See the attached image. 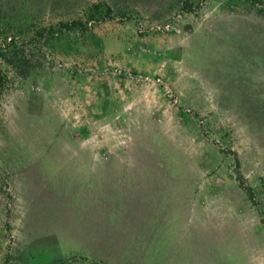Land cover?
Masks as SVG:
<instances>
[{
	"label": "rangeland",
	"instance_id": "rangeland-1",
	"mask_svg": "<svg viewBox=\"0 0 264 264\" xmlns=\"http://www.w3.org/2000/svg\"><path fill=\"white\" fill-rule=\"evenodd\" d=\"M264 264V0H0V264Z\"/></svg>",
	"mask_w": 264,
	"mask_h": 264
},
{
	"label": "trees",
	"instance_id": "trees-1",
	"mask_svg": "<svg viewBox=\"0 0 264 264\" xmlns=\"http://www.w3.org/2000/svg\"><path fill=\"white\" fill-rule=\"evenodd\" d=\"M73 262H75V258L74 259H68V260H58L57 262L53 263V264H72Z\"/></svg>",
	"mask_w": 264,
	"mask_h": 264
},
{
	"label": "crops",
	"instance_id": "crops-1",
	"mask_svg": "<svg viewBox=\"0 0 264 264\" xmlns=\"http://www.w3.org/2000/svg\"><path fill=\"white\" fill-rule=\"evenodd\" d=\"M182 264H188L187 262H184V263H182Z\"/></svg>",
	"mask_w": 264,
	"mask_h": 264
}]
</instances>
